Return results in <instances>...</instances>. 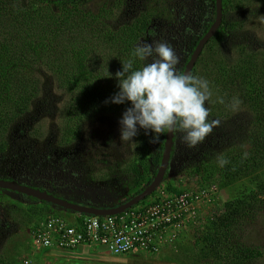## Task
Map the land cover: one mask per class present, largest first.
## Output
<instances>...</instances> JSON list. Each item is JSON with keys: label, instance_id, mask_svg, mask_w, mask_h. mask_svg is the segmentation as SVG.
Listing matches in <instances>:
<instances>
[{"label": "trees", "instance_id": "16d2710c", "mask_svg": "<svg viewBox=\"0 0 264 264\" xmlns=\"http://www.w3.org/2000/svg\"><path fill=\"white\" fill-rule=\"evenodd\" d=\"M89 3L90 0H0V154L7 150L8 141L23 138L26 127L32 129L31 122L36 119L32 115L42 114L51 101L50 96L43 95L53 84L47 81L46 72L67 97L62 99L67 117L62 131L66 137H78L92 115L112 112L121 118L130 106L105 101L118 91L115 73L122 70V61L130 58L140 40L155 32L156 22L162 26L158 37L170 44L171 39L178 41L182 48L186 63L178 69L184 72L216 16L215 0H141L142 10L133 12V17L128 13L129 20L115 26L109 19L113 12L126 4L129 10L137 0H106L97 12L88 9ZM223 12V22L205 45L192 74L211 82V115L223 118L237 112L242 122L226 139L222 135L225 141L220 144V135L212 137L213 131L203 143L187 147L191 163L182 172L200 175L202 186L216 183L229 192V199L221 207L216 203L218 198L212 202L215 209L205 216L201 232L194 240L201 264H257L264 256V248L252 242L248 229L264 214V48L258 49L261 44L249 34L256 29L257 21L264 25V0H223ZM188 20L189 26L185 22ZM227 49L236 52L231 59L222 55ZM141 64L137 60L134 67ZM217 97H223L224 103H217ZM235 97L240 100L238 105L233 102ZM135 138L137 144L129 163L124 168L120 164L108 166L112 171L123 168L122 181L127 188L124 196L140 193L153 180L161 164L166 133L153 142L152 136L141 129ZM197 147L199 155L194 157ZM218 158L228 163L221 167ZM3 174L4 171L0 172ZM165 183L166 194L187 190L168 177ZM161 185L150 201L133 208L159 201ZM29 200L32 204L17 196L0 195V207L5 214L2 219L10 222L12 216L19 222V217H25L22 224L29 234L25 240L13 237L11 244H7L8 238L3 245L0 242V264H31L29 259L22 258L23 253H32L36 228L52 216L66 217L57 214L47 202H39L35 197ZM87 216L95 215L84 214L74 219L67 215L78 227ZM8 222L7 227L0 226V241L5 238L3 233L11 231ZM147 250L139 248L127 254Z\"/></svg>", "mask_w": 264, "mask_h": 264}, {"label": "rangeland", "instance_id": "374dc122", "mask_svg": "<svg viewBox=\"0 0 264 264\" xmlns=\"http://www.w3.org/2000/svg\"><path fill=\"white\" fill-rule=\"evenodd\" d=\"M105 1L106 0H90L87 7L97 12L103 5L101 3ZM134 9H136L137 12L142 10L141 0H137L136 6L131 3L129 8L131 11L127 9V4L125 7L117 9L109 17L110 23L117 26L127 22L129 16L134 15L132 12ZM256 25V29L251 31L249 35L253 37L254 42L261 44V46H258V49H261L264 48V25H261L259 21L256 22ZM244 34H246V31ZM155 38L160 39L157 35ZM152 39L153 37L144 38L143 40H148L150 42ZM224 51L226 50L224 49ZM234 53H236L235 50L229 49L225 55H222L224 58L231 59ZM46 78L48 79L47 81L53 84L46 90L47 94L43 92V95L47 98L50 96L51 101H49L47 104L48 106L45 107V111L42 110V114L40 113V115H37V113H34L32 115L36 117V119L31 122V130L26 127V136L24 138L14 139L12 142L8 141L7 150L4 154H0V169L6 166L4 169L14 168L19 172L23 171L28 174L29 171L37 175L33 170V168H35L36 172L42 174V177H49L50 180H54L55 178L62 177L63 174L60 171H53L51 176L39 166L38 160L41 158L45 160L44 157H50L54 162L62 160L61 158L65 159L69 157L66 162H64V159L63 162L60 161V164L63 166L62 168L68 170L72 180L75 178L73 173H81V179L78 181V185L81 186L82 193H87L82 188L85 186L86 191L90 194L92 193L94 197L99 196L103 200L106 197L111 198L112 196L110 194L116 193L117 184L121 185L122 182L120 178L123 177V174L119 171L115 172L116 178L112 184L109 185L106 181H91V179H88L89 176L86 177V170H93L95 174H98L100 171L104 173L105 177H109L107 174L108 168H105V166L114 164L115 162L119 164L129 156L132 157L137 143L130 144L120 142L119 121L121 118H116V115L112 112L104 114L99 113L96 116L92 115V118L87 119L85 124H83V132L80 136L78 135V137L73 138L66 137L62 131L67 119L66 114H64V109L62 108V104H65L62 99L67 98L64 95L65 90L57 89L54 85L53 78H50V74H47V72ZM211 105L212 104L209 106L211 107ZM221 110L224 113L222 108ZM220 116L219 114L217 116L214 114L211 115L214 120L219 122L213 130L215 132L212 133V137L220 135V139H218L219 144L221 141H225L230 131H237L235 127L242 122V117L237 112L233 113L232 116L224 115L223 118ZM23 119L22 121H24ZM36 132H41V134ZM222 135H224L225 139H222ZM133 139L137 142L135 137ZM109 144L112 145L111 148L108 146ZM198 149L199 147H197L196 151H198ZM11 165L12 167H9ZM171 171L172 173H168V180H171L176 186L181 188L196 191L207 188L209 184L210 186L215 185L218 187L216 183H209L207 186L204 185V187L200 185V175L188 176V174H183L179 169L176 170L175 166H173ZM1 172H3V170ZM165 179L161 185L163 187L162 189H164L166 185ZM217 193L219 196L216 203L221 207L222 204L229 199V192L226 189L222 190L218 187ZM5 194L10 193L5 192ZM152 196L153 195L142 200L139 204L142 205L141 203L150 201ZM24 201L27 202V204H32V201L26 198ZM139 204H137V206ZM0 209L2 210L1 207ZM214 209V203L206 208L204 207L201 215L197 219L188 222L186 227L183 226L178 236L172 242L169 241L167 244L165 243L164 247L157 253L138 251L126 255H114L108 252L104 246L91 243H84L74 249L43 248L37 246L36 241L33 240L32 253L30 255L23 253L25 256L22 260L29 259L31 264H201L197 257L198 252L195 250L193 244L206 221L205 216L208 214L210 215ZM8 210H11V208ZM19 214L21 215L22 213ZM19 218H21V220L15 222L12 216L9 217L11 231H13V233L3 239L2 245L5 243L6 238L9 239L7 244H11L13 237L25 240V238L29 236L27 226L22 224L23 218H26ZM64 218L69 222L73 221L71 217L66 216ZM248 234L253 237L252 242L255 245L264 248V214L260 215L256 223L249 227ZM248 240L249 238L247 241ZM257 264H264V256Z\"/></svg>", "mask_w": 264, "mask_h": 264}, {"label": "clouds", "instance_id": "9594fccd", "mask_svg": "<svg viewBox=\"0 0 264 264\" xmlns=\"http://www.w3.org/2000/svg\"><path fill=\"white\" fill-rule=\"evenodd\" d=\"M149 35L153 37L150 42L140 40L130 58L122 61V70L115 73L118 91L105 101L130 105L119 121L120 142L137 143L133 138L142 129L145 135L152 136L153 142L163 133L179 134L188 148H194L203 143L219 123L211 119V82L191 72L180 71V57L174 47L165 40L156 39L154 32ZM137 60L142 62L138 68L134 67ZM216 102L223 104V97H217ZM233 102L238 105L240 100L235 97ZM244 156L246 158L247 153ZM218 163L223 167L228 161L218 158ZM163 247L146 252L157 253Z\"/></svg>", "mask_w": 264, "mask_h": 264}, {"label": "built area", "instance_id": "2783aa9c", "mask_svg": "<svg viewBox=\"0 0 264 264\" xmlns=\"http://www.w3.org/2000/svg\"><path fill=\"white\" fill-rule=\"evenodd\" d=\"M166 192L161 189L160 200L150 206L114 215L87 216L80 228L65 218L52 216L36 228L34 240L37 246L61 249L91 243L104 246L114 255L139 248L158 251L165 243L172 242L182 227L196 219L206 205L218 198L215 185L196 191Z\"/></svg>", "mask_w": 264, "mask_h": 264}, {"label": "flooded vegetation", "instance_id": "af4514ba", "mask_svg": "<svg viewBox=\"0 0 264 264\" xmlns=\"http://www.w3.org/2000/svg\"><path fill=\"white\" fill-rule=\"evenodd\" d=\"M129 8H130V6H129ZM203 10L206 11V7H204ZM129 11H131V10H129ZM132 12H137V11H136V9H134V10H132ZM206 17H207V15H206ZM201 21H203V18L201 19ZM185 22H186V25L189 26V20L185 21ZM185 22H184V24H185ZM154 25H156V29H155L154 33L158 36L157 32L161 30L160 28L162 26L158 25V22H156ZM153 28L154 27H152V29ZM186 28H188V27H186ZM150 37L151 36H149V38ZM171 45L174 47V49L176 50L177 54L180 57V64L178 65V67H180V66L183 67L185 65V63H186V61H185L186 60V56L184 55V52L182 51V48L179 47L178 41L172 42V39H171ZM25 136H26V133H24L22 135L23 138ZM108 146L110 148L112 147V145H110V144ZM186 148H187V146L183 142L181 143L180 135L179 134H175L174 145H173V148L171 150V155H172L173 159L170 158L169 166H168V169H167V171L165 173V178L166 179L168 177V173H172L171 170H172L173 166L176 167V170L179 169L180 171H183L184 168L189 163H191L189 154L187 155V153H186ZM189 152H191V150H189ZM197 153H199V149H198V151H196L194 157L199 155ZM184 155L186 157H184ZM132 157H133V155H132ZM132 157L129 156L127 159H124L119 164L124 168L129 163V160L132 159ZM44 158H45V160H43V158H41V159L38 160V162H39V166L42 167L43 170L46 173H49L52 176L51 173L53 171H55V172L60 171L63 174V176L60 177V178H55L54 180H50L49 177L48 178L42 177V174L40 172H36L35 168H33V170L35 171V173H37V175L32 174L29 171H28V174L24 173L23 171L19 172V171L15 170L14 168L4 169V167H6V166H4L2 169H0V172L2 170L4 171V174L0 175V178L1 179H7V180H16V181L20 182L21 184H25V185H28V186H31V187H34V188H39V189L44 190V191L46 190L48 193L53 194L55 197L63 198L65 200L69 201V202L77 203V204L85 205V206H90V207L93 206V207H97V208H114V207H118L121 204H124V203L130 201L134 196L139 194V193H137V194H130L128 196H124V193L127 191V188L124 187V184H123V181H122V178L125 177L124 170H123V168H122V170L115 168L112 171V170H110L108 168L109 165L105 166V168H108V171H107L108 175L110 173H115V172H118V171L123 174V177L120 178V180L122 182L121 185L117 184L116 193L110 194L112 196L111 198H107L106 197L103 200L99 196L98 197L97 196L94 197V195H92V193L90 194L88 191H86V187L84 186L85 188L84 187H82V188L84 189L85 192H87L86 194H84L81 191V186L78 185V181L81 179L80 178L81 173H79V172L76 173V174L73 173V176L75 178H73V180H72L70 178V176H69L70 173L68 172V170L66 168H62L63 166H61V164H60V161L63 162L64 158H61L62 160H57V161H54V162L52 161V159L50 157H48V158L44 157ZM68 159H69V157H66L64 159V162H66ZM110 165L117 166L118 163L115 162L114 164H110ZM158 168L159 167H157V171H158ZM87 176H89L88 179H91V181H95V182L106 181V182H108L109 185L112 184V182L116 178V174H113L111 177H110V175H109V177L108 176L105 177L104 173L99 171L98 174H95V171L90 170V169L86 170V177ZM5 192L6 193H10V194H7L8 196L9 195H13L11 197L17 196L18 199H20L22 201L25 198L29 200L30 197H32V196H27L25 194L19 193L17 191H13V190H10V189H7V188L0 187V195H6ZM114 197H117V198H114ZM119 197H122V198L119 199ZM110 200H112V201H110ZM37 201L41 202L42 200L37 199ZM113 201H115V202H113ZM44 202H47V201H44ZM47 203L50 206H52V210L56 211L57 214H61L62 216L73 215L72 219H74L77 216H82V215L85 214V213H79V212L73 211L71 209H65L64 207L56 205V204H53L51 202H47ZM0 211L2 212L1 209H0ZM68 211H70V212L68 213ZM3 216H5V214L2 212V217H0V223L3 222V224H0V226H2V227L6 226L7 227L8 224H5V223H7L8 221H7V219L6 220L2 219ZM8 223H10V225H11V222H8ZM9 233L10 232L3 233V237H6L7 234H9ZM0 242H3V240L0 241Z\"/></svg>", "mask_w": 264, "mask_h": 264}, {"label": "water", "instance_id": "95a60500", "mask_svg": "<svg viewBox=\"0 0 264 264\" xmlns=\"http://www.w3.org/2000/svg\"><path fill=\"white\" fill-rule=\"evenodd\" d=\"M50 1H59V0H50ZM215 1H216L215 20L212 23L209 30L207 31V33L200 39L197 47L192 53L191 59L188 61L185 67L184 72L192 73L193 68L195 67L196 62L198 61L205 45L216 34L217 30L219 29L220 25L223 22V17H224L223 0H215ZM174 137L175 134L166 133V140H165V146H164L161 164L158 168L157 174L155 175L153 181L149 183L141 193L134 196L130 201L121 204L118 207L97 208L93 206L90 207V206L80 205L77 203H72L63 198L55 197L53 194L48 193L46 190L44 191L39 188H34L25 184H21L16 180H7L0 178V187L17 191L19 193L25 194L27 196L35 197L42 201L51 202L53 204L62 206L65 209H71L79 213H85L88 215H95V216H107V215L119 214L139 204L142 200H144L148 196L152 195L155 191H157V189L165 179V173L168 169L171 158V150L174 145Z\"/></svg>", "mask_w": 264, "mask_h": 264}]
</instances>
